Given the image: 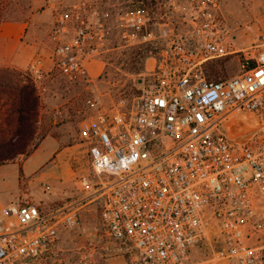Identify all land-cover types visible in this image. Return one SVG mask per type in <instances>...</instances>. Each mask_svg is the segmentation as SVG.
Listing matches in <instances>:
<instances>
[{
	"label": "built area",
	"instance_id": "1",
	"mask_svg": "<svg viewBox=\"0 0 264 264\" xmlns=\"http://www.w3.org/2000/svg\"><path fill=\"white\" fill-rule=\"evenodd\" d=\"M224 2L164 0L158 17L141 8L122 14L128 42L160 44L154 65L130 104L81 123L104 233L129 248L134 264H264V43L237 44ZM71 21L61 13L53 30L54 67L88 77L108 29L81 20L67 38ZM228 58L238 72L211 79L208 63ZM78 210L28 199L4 205L0 264L61 261L60 231L78 225ZM200 245L212 256L194 259Z\"/></svg>",
	"mask_w": 264,
	"mask_h": 264
},
{
	"label": "rangeland",
	"instance_id": "2",
	"mask_svg": "<svg viewBox=\"0 0 264 264\" xmlns=\"http://www.w3.org/2000/svg\"><path fill=\"white\" fill-rule=\"evenodd\" d=\"M135 0H0V22L18 19L29 23L34 39L39 40L35 59L27 67L0 66V144L9 142L11 149L21 139L11 141L17 132V112L14 92L1 81L17 84L33 79L38 87L39 112L35 132L25 145L38 142L30 154H19L14 160L0 162V170L17 164L19 176L11 193L0 190V209L10 202L25 199L49 209L76 203L80 223L60 239L64 251L61 261L50 264H134L127 246H121L104 233L101 221L103 197L96 192V178L91 169L87 144L80 139L81 123L89 116L118 106L122 100L130 104L141 92L148 69L152 68L140 43H130L122 36L121 16L134 9ZM151 17L164 13L160 2L149 0ZM224 12L232 20L236 42L240 46L264 43V0H225ZM61 13H69V34L81 20L106 24L108 33L100 54L89 62L88 77L69 79L54 67L56 41L53 30ZM79 14V19L74 14ZM178 19L177 15H174ZM231 16V18H229ZM231 24V23H230ZM155 31V26L153 27ZM41 52V53H39ZM39 56L50 65L41 64L43 76L37 78L33 66L39 67ZM40 58V59H41ZM151 58V57H149ZM52 59V60H51ZM213 69L215 71H213ZM211 79H222L238 72L236 58L219 59L208 63ZM243 116L229 121V129ZM228 127V126H227ZM16 145V146H14ZM17 148V147H16ZM0 147V156L8 153ZM61 238V237H60ZM192 256L202 260L212 256L206 245L194 248Z\"/></svg>",
	"mask_w": 264,
	"mask_h": 264
},
{
	"label": "crops",
	"instance_id": "3",
	"mask_svg": "<svg viewBox=\"0 0 264 264\" xmlns=\"http://www.w3.org/2000/svg\"><path fill=\"white\" fill-rule=\"evenodd\" d=\"M231 18V16L229 17ZM233 26L232 20H230ZM39 47V40L34 39L29 30V23L23 20H3L0 22V66L1 67H27L35 59ZM41 53V52H39ZM39 56V68L41 64H51L46 62L44 57ZM150 65H154V59ZM52 60V59H51ZM42 71V69H41ZM43 73V71H42ZM44 74V73H43ZM16 176H19V167L17 164H12L11 167H6L0 170V190L2 187L6 189L3 192H13L15 190ZM80 210V207H78ZM78 210V211H79ZM80 223V217L79 222ZM78 226V225H77ZM66 228L60 231V239L66 234Z\"/></svg>",
	"mask_w": 264,
	"mask_h": 264
},
{
	"label": "trees",
	"instance_id": "4",
	"mask_svg": "<svg viewBox=\"0 0 264 264\" xmlns=\"http://www.w3.org/2000/svg\"><path fill=\"white\" fill-rule=\"evenodd\" d=\"M135 6L134 8H141L145 11H148L149 6L152 2L149 0H135ZM149 12V11H148ZM8 20H18V19H8ZM154 23V20L152 19L150 21V26H152ZM140 45L144 47L145 57L148 59L149 57L154 56V54L158 51L160 48V44L157 42H141ZM213 71H215L213 69ZM208 72V70H207ZM209 75V74H208ZM80 78V77H78ZM217 80V79H216ZM1 84L3 86H10L11 89L14 90V92L10 93L11 95H14L13 98L14 104L17 103V107L15 108V112H17V132L18 136L16 135L11 141H14L16 139H21L22 142H19L18 144L14 145L16 147H13L11 149L9 142H5L4 144H0V147H7L9 148V152L6 154H3L0 156V162L3 161H11L14 160L19 154H30L31 151H33L36 146L38 145V142H35L31 145L30 149H25V145L28 144L27 140L31 138L33 133L35 132V126L37 122L38 112H39V93H38V87L33 79L28 78V81L26 83L18 82L17 84L9 83L7 81H1ZM30 137V138H29ZM12 145V144H11Z\"/></svg>",
	"mask_w": 264,
	"mask_h": 264
}]
</instances>
